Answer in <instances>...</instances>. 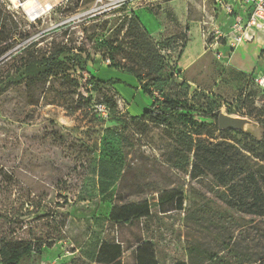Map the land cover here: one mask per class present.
<instances>
[{"label": "rangeland", "instance_id": "obj_1", "mask_svg": "<svg viewBox=\"0 0 264 264\" xmlns=\"http://www.w3.org/2000/svg\"><path fill=\"white\" fill-rule=\"evenodd\" d=\"M28 1L0 0V222L8 213L15 238L44 240L32 263L96 264L100 243L113 242L123 264L145 254L157 264H264V219L240 227L210 181L166 162L173 131L130 123L152 103L130 72L137 66L175 73L189 105L259 139L264 32L235 50L217 45L216 59L199 32L213 0H33L48 7L36 19ZM60 47L61 73L24 72L29 53ZM99 103L107 117L93 112ZM114 208L129 222L115 224Z\"/></svg>", "mask_w": 264, "mask_h": 264}, {"label": "trees", "instance_id": "obj_2", "mask_svg": "<svg viewBox=\"0 0 264 264\" xmlns=\"http://www.w3.org/2000/svg\"><path fill=\"white\" fill-rule=\"evenodd\" d=\"M102 44L106 45L105 42ZM35 45L33 42L28 48L33 49ZM39 51H32L24 57L21 64L24 72L35 69L38 77L44 81L61 73L55 68L60 64L57 59L63 54V47L51 49L45 54ZM130 70L139 84L145 80L140 89L152 99L150 106L141 115L130 117V123L141 130L151 126L173 131L168 134L173 144L166 162L172 168L188 174L191 181H210L224 211L231 212L232 216L237 214L240 227L251 224L256 227L254 222L264 219V127L259 139L243 131L219 130L215 124L218 116L210 110L203 111L189 105V86L184 81H178L175 73L163 76L158 69H141L137 66ZM28 83V86L32 85L31 80ZM95 84L113 88L112 81L95 80ZM101 104L107 107L105 103ZM194 114L206 121H196ZM215 133L218 135L215 136ZM181 209L179 200L172 210ZM123 210L113 209L111 220L115 224L129 222L127 214L116 213ZM144 216L139 215L140 218ZM9 222L8 213H4L0 222V264H33L32 256L40 254L44 240L15 238ZM123 253L120 244L102 242L97 248L95 263L123 264ZM207 262L222 264L215 258H209ZM135 264L157 262L152 254H145L137 255Z\"/></svg>", "mask_w": 264, "mask_h": 264}, {"label": "built area", "instance_id": "obj_3", "mask_svg": "<svg viewBox=\"0 0 264 264\" xmlns=\"http://www.w3.org/2000/svg\"><path fill=\"white\" fill-rule=\"evenodd\" d=\"M213 15L210 20L202 21L199 32L216 55V59L222 58L221 48L235 50L244 43L253 40L254 35L264 32V0H213ZM256 83L264 86L262 77L256 79ZM94 113L100 117L108 116V109L104 104H94ZM48 264H55L51 261Z\"/></svg>", "mask_w": 264, "mask_h": 264}, {"label": "water", "instance_id": "obj_4", "mask_svg": "<svg viewBox=\"0 0 264 264\" xmlns=\"http://www.w3.org/2000/svg\"><path fill=\"white\" fill-rule=\"evenodd\" d=\"M239 121L231 120L223 115H218L217 117V126L219 130L234 129L238 130Z\"/></svg>", "mask_w": 264, "mask_h": 264}, {"label": "bare ground", "instance_id": "obj_5", "mask_svg": "<svg viewBox=\"0 0 264 264\" xmlns=\"http://www.w3.org/2000/svg\"><path fill=\"white\" fill-rule=\"evenodd\" d=\"M26 5H27V8L25 9V12H27V14L29 15V17H32L34 19H36L43 12H45V9H48V7L47 8L37 7L36 4L33 3V0L28 1L26 3Z\"/></svg>", "mask_w": 264, "mask_h": 264}, {"label": "crops", "instance_id": "obj_6", "mask_svg": "<svg viewBox=\"0 0 264 264\" xmlns=\"http://www.w3.org/2000/svg\"><path fill=\"white\" fill-rule=\"evenodd\" d=\"M190 55H192V54H190ZM190 55H189V56H190ZM112 87H113V86H112ZM113 90H114V89H113Z\"/></svg>", "mask_w": 264, "mask_h": 264}]
</instances>
